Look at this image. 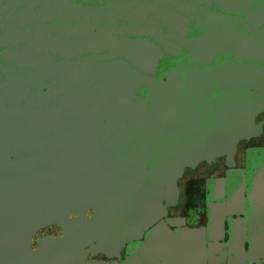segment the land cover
I'll use <instances>...</instances> for the list:
<instances>
[{
    "label": "water",
    "instance_id": "1",
    "mask_svg": "<svg viewBox=\"0 0 264 264\" xmlns=\"http://www.w3.org/2000/svg\"><path fill=\"white\" fill-rule=\"evenodd\" d=\"M262 18L264 0H0V264L36 262L23 235L76 193L155 202L243 136L258 81L207 80Z\"/></svg>",
    "mask_w": 264,
    "mask_h": 264
},
{
    "label": "flooded vegetation",
    "instance_id": "2",
    "mask_svg": "<svg viewBox=\"0 0 264 264\" xmlns=\"http://www.w3.org/2000/svg\"><path fill=\"white\" fill-rule=\"evenodd\" d=\"M260 35L230 50L220 64L227 78L215 70L207 80L258 81L246 133L217 155L179 162L155 202L103 184L76 193L74 206L23 235L33 264H264V18ZM103 171L122 178L120 167Z\"/></svg>",
    "mask_w": 264,
    "mask_h": 264
}]
</instances>
